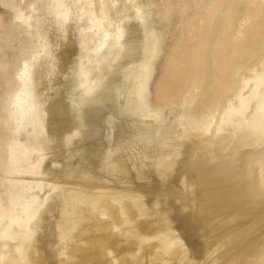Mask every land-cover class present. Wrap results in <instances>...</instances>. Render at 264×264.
Masks as SVG:
<instances>
[{
    "label": "bare ground",
    "instance_id": "bare-ground-1",
    "mask_svg": "<svg viewBox=\"0 0 264 264\" xmlns=\"http://www.w3.org/2000/svg\"><path fill=\"white\" fill-rule=\"evenodd\" d=\"M154 4L155 0H100L97 12L94 0H49L47 3V13L60 30L61 39L70 38L72 33L74 37L70 40L73 43L59 54L44 43L41 46L43 55L25 60L21 69L24 87L12 99L16 121L14 132L19 133L10 143L8 162L0 169V176L9 183L7 200L0 203V264H37L36 255L43 252L41 240L46 238L45 231L50 233L48 226L51 222L56 225L57 249L67 257L60 260L61 264H79L72 261V253H85L86 250L88 254L87 250L92 247L74 246L73 243L84 241L83 234L87 230L81 229L89 227L91 220L99 238L96 240L100 249L96 248L103 253L108 251L116 262L118 243H126L128 253L129 248L134 250L136 243L142 251L146 242L153 241L148 244L145 254L154 253L149 251L154 247L158 256L162 255L159 264H171L175 257L181 262L179 264H228L226 255L229 250H225L224 239L264 236V159L254 158L249 166L245 154L246 150H256L264 143V62L240 75L237 91L223 107L213 112L209 110L210 114L204 117L188 114L186 120L157 125L160 121L152 113L146 92L152 58L159 50L161 31L166 23L161 17H155ZM35 21L34 28L43 32L41 19L36 17ZM75 51L76 57L72 59ZM43 57L51 62L53 72L54 61H61L59 83L62 87L64 85L67 94H72L71 119L75 128L65 134L63 142L66 145L72 143L73 150L77 149L75 144L81 142L87 122L95 112L112 111V106L107 104L109 90L119 94L124 85L123 92L127 95L124 108L143 124L144 135L152 138V134H157L156 141L161 149L154 164L155 167L158 165L160 175L167 177L169 172L176 174L181 166L187 167L186 172L179 173L182 174V190L176 196L184 199L181 202L183 209L190 208L192 220L200 223L197 230L200 238L212 240L206 246L204 259L189 256L182 233L177 231L167 213L156 218L160 224L158 230L140 233L142 228L135 220L138 214L129 177L126 175V182L117 178V172L123 171L114 151V135H108L110 148L99 165L106 170L104 176L108 173L117 176L112 180L98 177L94 167L86 168L82 164L83 158L77 164L82 173L76 180L68 179L70 173L62 174V170L45 163L46 156L53 151L52 134L46 132L45 115L48 113L52 118L55 113L60 117L63 112L56 102L45 107V100L41 102L37 98V93L42 94L45 90L42 71L35 73ZM69 62L72 65L66 71ZM71 88L73 92L69 91ZM105 119V126L116 122L113 117ZM27 125L31 126L30 132L26 130ZM57 130L51 127V131ZM178 165L180 167L176 170ZM54 193L57 211L49 212L50 218H56L52 221L49 218L46 222L43 220V206ZM252 220L259 222L246 225ZM235 231L238 232L229 237ZM90 251L89 255H92Z\"/></svg>",
    "mask_w": 264,
    "mask_h": 264
},
{
    "label": "rangeland",
    "instance_id": "rangeland-1",
    "mask_svg": "<svg viewBox=\"0 0 264 264\" xmlns=\"http://www.w3.org/2000/svg\"><path fill=\"white\" fill-rule=\"evenodd\" d=\"M94 1L98 12L100 0ZM48 2L49 0H0V169L4 168L8 162L10 143L19 133L14 132L16 121H14L12 99L15 93L24 87L22 76H20L24 61L34 60L38 54L43 55L41 46L44 43H48L55 54H59L66 46L73 43L70 40L74 37L72 33H70V38L61 39L60 30L52 21V16L47 13ZM154 14L166 23L161 31V45L152 58V71L146 92L152 113L157 121H160L157 125L173 123L178 119L186 120L188 114L191 117H204L212 110L223 107L224 103L237 91L240 75L248 68L260 67L264 62V0H155ZM36 17L41 19L43 32H38L33 26ZM72 23L75 26V22L72 21ZM73 57H76V51L71 56L72 59ZM54 63V72L52 71L53 65L45 57L40 59L41 66L35 68V73L42 71L45 84L44 92L37 93V98L41 102L45 100V107L56 102L63 112L60 117L54 113V110L52 112L54 117L50 118L48 113L45 115L46 132L52 134L53 139L51 143L53 151L46 156L45 163L48 162L51 168L62 170V174L70 173L72 177L68 176V179L76 180L77 175L82 173L77 164L83 158L82 164L86 168H96L98 177L103 178L106 170L101 169L99 165L105 152L110 148L107 143L108 135H114V151L119 157L123 172H117L119 177L108 173L104 178L112 180L117 177L121 182H126V175H128L131 192L134 195L136 214H138L135 215V220L141 223L140 233L158 230L160 224L156 222V218L167 213L174 227L182 233L183 241L185 240L184 243L190 251L189 256L196 260L204 259L206 246L212 240L203 241L200 238L197 234L200 223L192 220L191 209H183L184 205L181 202L184 199L176 196L182 190L180 179L183 172H186V165H183L186 168L181 166V169L178 165L176 170L179 168L181 171L178 169L179 172L175 171L177 173H173L174 175L170 172L167 177L160 175L157 171L158 165L155 167L154 164L161 149L156 141L155 135L157 134H152V138L144 135L143 124L124 108L127 101V95L123 92L124 85L121 86L119 94L112 89L109 90L110 97L107 99V104L112 106L113 109L110 111L112 113L107 109L96 111L91 121L87 122L86 132L82 136L83 140L76 137V139H81L79 140L81 142L75 144L77 149H72V143L66 145L63 137L75 128V123L71 119L73 111L70 107V98L72 94H67L63 90L64 85L62 87L59 83L61 81L59 71L61 61L57 59ZM71 63L67 64L66 71L69 70ZM37 86L40 87L38 84ZM69 91L73 92L72 88ZM107 117H113L115 124L105 126L103 120ZM58 126H60L59 129ZM51 127L58 130L51 131ZM152 129H155V126ZM26 130L30 132L31 126L27 125ZM245 154L249 166L254 158L264 159V143L256 150H246ZM53 158H55L54 162ZM177 174L179 178L175 176ZM8 185L7 180L0 176V203L7 200ZM55 196L54 193L53 197L49 198L43 206L45 209L43 220L46 222L51 216L50 212L56 213L57 211ZM153 201L156 203L153 204ZM55 218L56 216L50 219L52 221ZM91 221L88 222L89 227L81 229L82 231L87 230L86 234H83L84 241L87 243L84 241L70 243L74 246L82 244V246L88 245L92 248H88V254L86 250L85 253H72V261L76 260L79 264L160 263L162 255L158 256L154 247L149 250L154 253L145 254L148 244H152L153 241L146 242V247L144 246L142 251L136 243L135 247L133 245L134 250L131 247L128 253L125 248L126 243H118L115 248L118 252L115 253L118 260L114 261L108 251L103 253L99 250V241L96 240L99 239L98 234L92 226L93 220ZM252 222L256 224L259 221L252 220L246 225H251ZM51 223L48 226L50 233L45 231L43 234L46 238L41 240L43 252L36 255L37 264H61L60 260L67 258L63 257L64 255L57 249L56 225L55 222ZM262 229L264 230V226ZM237 232H231L229 237ZM219 238L220 236L216 238L217 241ZM222 243L225 244V250H229L226 255L228 264H264V236L250 235L246 239H238L235 236L230 241L227 238L224 239ZM89 251L92 255H89ZM176 258L171 264H176L177 261V264L181 263Z\"/></svg>",
    "mask_w": 264,
    "mask_h": 264
},
{
    "label": "snow or ice",
    "instance_id": "snow-or-ice-1",
    "mask_svg": "<svg viewBox=\"0 0 264 264\" xmlns=\"http://www.w3.org/2000/svg\"><path fill=\"white\" fill-rule=\"evenodd\" d=\"M156 203V201H153V204H155Z\"/></svg>",
    "mask_w": 264,
    "mask_h": 264
}]
</instances>
